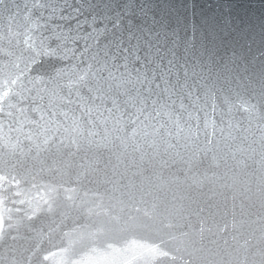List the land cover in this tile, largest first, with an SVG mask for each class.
<instances>
[{
    "label": "snow or ice",
    "instance_id": "6c2138e0",
    "mask_svg": "<svg viewBox=\"0 0 264 264\" xmlns=\"http://www.w3.org/2000/svg\"><path fill=\"white\" fill-rule=\"evenodd\" d=\"M7 5L8 0H0V39L6 11L9 42L25 46L17 57L24 66L14 64L18 71L9 74L8 82L16 84L23 77L27 83L0 96V121L7 119L10 130L23 134L58 162L71 157L66 168L75 164L76 180L71 183L76 187L55 181L44 184L47 195L41 196L42 210H60L61 215L75 210L91 219L94 210L85 208L83 201L77 204L71 195L85 180L111 184L110 192L119 191L129 200H135L139 192L141 202L153 189L181 188L179 195L173 191L163 210L156 212L159 206L154 204V214L145 212L151 225L111 210L104 213L107 220L83 225L79 239L64 250L65 264L99 259L154 264L169 252L159 247L167 243L163 236L158 243L151 241L157 246H150L145 235L150 228L158 235L164 228L188 227L202 243L211 228L203 227L208 222L205 218L198 221L199 227L192 225L191 216H200L203 205L218 207L209 203L214 198L225 207L229 200L234 204L242 193L234 179L229 181L233 171L229 160L242 164L244 155L250 158L257 151L264 208V49L251 59L235 48L225 52L214 24H182L175 6L159 0H29L23 8L18 3L15 8ZM240 112L248 115L239 119ZM244 123L248 126L243 127ZM237 139L242 143L236 144ZM81 153L80 159L88 158V164L76 162ZM221 166L226 169L223 174L208 175ZM205 196L207 200L202 201ZM119 203L125 201L119 199ZM132 207L140 211L135 204ZM5 237L0 219V243ZM224 243L228 244L227 239ZM136 248L138 254L128 257L129 250ZM228 255L225 250L224 259L205 264H264V229L259 245L245 240L237 259Z\"/></svg>",
    "mask_w": 264,
    "mask_h": 264
},
{
    "label": "water",
    "instance_id": "95a60500",
    "mask_svg": "<svg viewBox=\"0 0 264 264\" xmlns=\"http://www.w3.org/2000/svg\"><path fill=\"white\" fill-rule=\"evenodd\" d=\"M159 2L174 5L182 24L204 21L214 24L220 31L225 52L235 48L246 59H251L257 52L264 49V0H159ZM17 3L20 8H23L29 0H8L7 6L15 8ZM4 15L3 39H0V96L10 88L17 89L21 84L27 83L23 77L16 84L8 82L9 74L18 71L13 65L18 63L21 68L24 66L17 57L20 55V49L25 46L20 43L19 47H15L16 40L9 42L6 11ZM20 39L22 40L23 37ZM256 71H259V67ZM12 101L15 102L14 97ZM246 115L248 114L244 112L237 113L239 119H243ZM247 126V123L243 124V127ZM252 130L255 133L254 138L258 140L256 121H253ZM26 132L27 128H25ZM235 143L241 144L242 141L237 139ZM254 147L257 146L254 145ZM80 156H83V153L77 155V163H89L88 158L81 160ZM236 158L240 160L241 154L237 153ZM64 161V163L58 162L50 153L38 150L34 142L26 139L23 134L14 129L10 130L7 119L0 121V219L6 229L5 240L0 243V264H65L64 250L69 247L70 241L75 244V241L79 239L85 231L83 225L91 224L94 220H107L108 217L104 213L108 210L122 216L134 215L139 221L151 225L152 221L145 212L154 214V204L159 206L156 212L163 210L164 205L172 200L173 191L177 195L181 191V188L176 185H166L160 191L153 189L152 194H145L144 201L141 202L139 192L135 200H129L126 196L121 197L119 191L110 192L111 184H90L85 180L83 187L78 188L77 192L71 195L76 197L77 204L83 201L85 208L94 210L91 219L80 215L75 210H69L67 215H61L60 210L52 213L45 212L42 210L45 205L41 200V196L47 195L42 187L44 184L55 181L64 187H76L71 183L76 180L73 171L75 164H72V169H68L65 164L71 163L72 158L65 157ZM243 161L244 163L237 164L236 161L229 160L230 166H233V171L229 173V181L234 179L237 190L242 193L235 203L229 200L225 207L218 198H214L209 203L218 207L210 208L203 205L205 211L200 216H191L192 225L199 227L198 221L205 218L208 222L203 227L211 228L210 232L205 231V239L202 243L199 242V235L191 228L179 225L170 229L164 228L158 235L155 229L151 228L145 232V235L150 237L147 241L150 246H157L151 244V241L155 240L158 243L159 236H163L167 241L159 247L163 251H168L169 256L158 257L154 264H193V262L205 264L207 260L224 259L225 250L230 254L227 258L235 260L245 240H249L253 245L260 244L261 230L264 229V208L261 207L260 198L261 164L258 151L251 154L250 158L244 155ZM51 169H57V171L54 173ZM224 171L226 169L221 166L212 169L208 175L211 177L212 172L220 175ZM165 175L167 176V173ZM34 184L37 187H33ZM204 191L207 192V188ZM17 192L19 195L16 194ZM117 198L123 199L125 203H119ZM203 200H207V197H203ZM67 203L71 202L67 201ZM173 203L179 202L173 201ZM133 204L140 208L139 212L134 211ZM210 212L214 215L210 216ZM172 222L176 224V220ZM73 229L79 231L73 232ZM183 232H191L192 235L182 236ZM65 233H71V235L66 236ZM233 236L236 237L235 240L232 239ZM210 239L217 243H209ZM225 239L228 241L227 245L224 243ZM143 242L145 241H140V243ZM129 243L131 244V241ZM76 246L79 247V245ZM202 247L203 251H197ZM138 252V248L135 251L130 249L127 256L131 257ZM189 252L193 255H189ZM49 253H56V255L44 260L43 257ZM81 255L84 253L82 252ZM90 264H123V261L99 259L90 261ZM132 264L136 262L133 261Z\"/></svg>",
    "mask_w": 264,
    "mask_h": 264
}]
</instances>
